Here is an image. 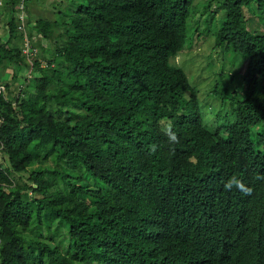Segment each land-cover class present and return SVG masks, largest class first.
I'll return each instance as SVG.
<instances>
[{
	"label": "trees",
	"instance_id": "obj_1",
	"mask_svg": "<svg viewBox=\"0 0 264 264\" xmlns=\"http://www.w3.org/2000/svg\"><path fill=\"white\" fill-rule=\"evenodd\" d=\"M3 1L0 264H264V0Z\"/></svg>",
	"mask_w": 264,
	"mask_h": 264
},
{
	"label": "rangeland",
	"instance_id": "obj_2",
	"mask_svg": "<svg viewBox=\"0 0 264 264\" xmlns=\"http://www.w3.org/2000/svg\"><path fill=\"white\" fill-rule=\"evenodd\" d=\"M3 2H4L3 0L0 1V3ZM42 2L41 3L39 2L38 5H35L32 8L33 13L36 14L37 16L55 19L52 10L51 9L45 10ZM2 6L3 4H0V7ZM5 23H6L5 20L0 19V40L2 41H6L8 38L7 37L8 29L7 26H5ZM34 35H37V33L34 32ZM42 40L43 43H47L48 47L54 46L53 44L50 46L47 40L45 39ZM211 41L213 42V39ZM29 47L31 48V44L27 43V46L25 47V51L28 52L30 49ZM210 47L211 46L208 44L205 45L202 44L200 47H198L197 50H188V52H186L185 54L181 53L183 55L179 54L174 61L177 64L182 65V67L186 70L191 83L197 88L198 94L201 96L202 103L203 105H205V109H206L204 110L205 117L207 119L215 120L216 111L213 110V107L216 106V103H214L213 106L208 104V103L211 104L212 99H208V100L206 99L207 93L210 87L213 85L215 79L219 78V74L223 69L226 71L228 75H231L232 73L230 70L236 67L228 63V58H224L223 52L220 48L210 49ZM38 53L40 59H44L43 55H47L45 51L39 48H38ZM43 61L45 62V59ZM6 75H7L6 81L11 82L12 72L10 71ZM217 106L219 107V102L217 103ZM0 160L3 161V157L1 155H0ZM4 166L7 165L5 164Z\"/></svg>",
	"mask_w": 264,
	"mask_h": 264
},
{
	"label": "built area",
	"instance_id": "obj_3",
	"mask_svg": "<svg viewBox=\"0 0 264 264\" xmlns=\"http://www.w3.org/2000/svg\"><path fill=\"white\" fill-rule=\"evenodd\" d=\"M23 3V2H22ZM21 3V4H22ZM23 7V6H22ZM27 43H30L29 41H26V43H25V47L27 46ZM30 48V47H29ZM24 51H25V49H24ZM25 52H27V51H25Z\"/></svg>",
	"mask_w": 264,
	"mask_h": 264
}]
</instances>
